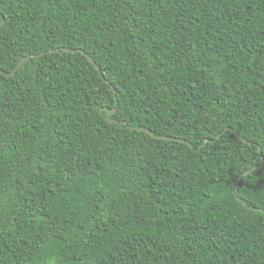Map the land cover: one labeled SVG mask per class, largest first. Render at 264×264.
I'll return each mask as SVG.
<instances>
[{
  "label": "trees",
  "instance_id": "trees-1",
  "mask_svg": "<svg viewBox=\"0 0 264 264\" xmlns=\"http://www.w3.org/2000/svg\"><path fill=\"white\" fill-rule=\"evenodd\" d=\"M0 13V264H264V0Z\"/></svg>",
  "mask_w": 264,
  "mask_h": 264
},
{
  "label": "water",
  "instance_id": "water-1",
  "mask_svg": "<svg viewBox=\"0 0 264 264\" xmlns=\"http://www.w3.org/2000/svg\"><path fill=\"white\" fill-rule=\"evenodd\" d=\"M0 16L3 17L1 13H0ZM2 24H3V21L0 23V27L2 26ZM63 49H64V50H67V51H80V52H82L83 54H85V55L87 56V58L92 62V64H93L96 68L99 69V66H98L97 63L94 61V59H93L91 56H89L84 50H82V49H69V48H63ZM29 58H30V57H24V58L18 63V65L13 69L12 72H6V71H4V70H2V69H0V72L6 74L7 76H13V75L16 74V72L18 71V69L23 65V63H25ZM115 112H116V109H115V108L108 110V113H109L110 115L114 114ZM108 119H109L110 122H114V121H115V120L112 119V118H108ZM135 129L145 130V131H147L148 133L152 134V132H151L150 130L145 129V128H143V127H135ZM229 129H230L231 131L234 132V130H233L232 128H229ZM239 137H240L242 140L247 141L245 138H243V137H241V136H239ZM263 164H264V160H262V163H261L260 165H257V166H255V167H253V169H257V168H259V167H262ZM250 171H251V170L245 171V172L239 177V179H238V181H237V185H239V182H240L241 178L247 176V175L250 173ZM244 203H245V202H244ZM253 208H255V207H253ZM255 209H256V208H255Z\"/></svg>",
  "mask_w": 264,
  "mask_h": 264
},
{
  "label": "rangeland",
  "instance_id": "rangeland-1",
  "mask_svg": "<svg viewBox=\"0 0 264 264\" xmlns=\"http://www.w3.org/2000/svg\"><path fill=\"white\" fill-rule=\"evenodd\" d=\"M250 126L259 134L264 133V116L258 120L253 117L250 121Z\"/></svg>",
  "mask_w": 264,
  "mask_h": 264
}]
</instances>
